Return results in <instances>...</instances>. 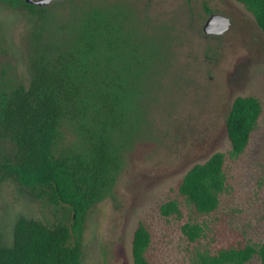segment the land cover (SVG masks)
<instances>
[{"label": "trees", "instance_id": "obj_1", "mask_svg": "<svg viewBox=\"0 0 264 264\" xmlns=\"http://www.w3.org/2000/svg\"><path fill=\"white\" fill-rule=\"evenodd\" d=\"M237 1L264 32V0ZM0 6L31 20L22 74L8 58L0 24V139L12 146L0 158V185L12 182L35 200L63 208L54 219L19 215L12 243L0 237V264H81L89 213L112 194L125 152L141 130L145 78L155 69L160 45L137 20L142 8L135 0H0ZM261 114L257 96H236L226 118L229 155L217 151L183 176L179 191L198 213L218 208L229 187L227 156L245 152ZM161 210L179 213V203L170 200ZM198 229L188 226L192 239ZM150 244L140 221L133 264H152ZM254 258L264 264V240L221 247L204 264H249Z\"/></svg>", "mask_w": 264, "mask_h": 264}, {"label": "rangeland", "instance_id": "obj_2", "mask_svg": "<svg viewBox=\"0 0 264 264\" xmlns=\"http://www.w3.org/2000/svg\"><path fill=\"white\" fill-rule=\"evenodd\" d=\"M138 21L155 35L160 57L147 79L141 104V130L125 152L112 194L91 209L81 264H133L132 238L143 221L151 233L146 252L152 264H204L207 256L231 244L264 240V32L237 0H135ZM212 13L231 17L222 35H206ZM146 9V10H145ZM146 11V13H145ZM8 58L17 74L27 72L26 37L31 20L0 6ZM154 77V78H153ZM239 95L262 103L258 126L245 152L227 156L228 190L218 208L198 213L179 191L183 176L213 153L229 155L226 118ZM12 146L0 139V158ZM175 200L180 212L164 215ZM63 208L44 204L12 182L0 185V237L13 241L19 215L54 219ZM197 225L191 238L189 225ZM249 264H262L257 258Z\"/></svg>", "mask_w": 264, "mask_h": 264}, {"label": "water", "instance_id": "obj_3", "mask_svg": "<svg viewBox=\"0 0 264 264\" xmlns=\"http://www.w3.org/2000/svg\"><path fill=\"white\" fill-rule=\"evenodd\" d=\"M31 3L36 4V5H45L50 3L52 0H29ZM231 26V19L228 15L219 13V12H214L209 15L207 18L203 30L206 35H222Z\"/></svg>", "mask_w": 264, "mask_h": 264}, {"label": "flooded vegetation", "instance_id": "obj_4", "mask_svg": "<svg viewBox=\"0 0 264 264\" xmlns=\"http://www.w3.org/2000/svg\"><path fill=\"white\" fill-rule=\"evenodd\" d=\"M229 17H230V16H229ZM230 19H231V17H230ZM231 23H232V21H231ZM229 29H230V28H229ZM229 29H228V30H229ZM226 32H227V31H226ZM212 36H214V35H212Z\"/></svg>", "mask_w": 264, "mask_h": 264}]
</instances>
